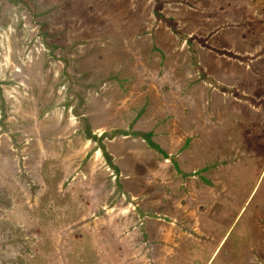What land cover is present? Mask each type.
<instances>
[{"label": "rangeland", "instance_id": "rangeland-1", "mask_svg": "<svg viewBox=\"0 0 264 264\" xmlns=\"http://www.w3.org/2000/svg\"><path fill=\"white\" fill-rule=\"evenodd\" d=\"M0 264H264V0H0Z\"/></svg>", "mask_w": 264, "mask_h": 264}, {"label": "trees", "instance_id": "trees-1", "mask_svg": "<svg viewBox=\"0 0 264 264\" xmlns=\"http://www.w3.org/2000/svg\"><path fill=\"white\" fill-rule=\"evenodd\" d=\"M101 149H102L103 151L107 152V150H106L105 147H102ZM108 156H110V155L108 154Z\"/></svg>", "mask_w": 264, "mask_h": 264}, {"label": "bare ground", "instance_id": "bare-ground-1", "mask_svg": "<svg viewBox=\"0 0 264 264\" xmlns=\"http://www.w3.org/2000/svg\"><path fill=\"white\" fill-rule=\"evenodd\" d=\"M100 154H101V152L98 153V155H100Z\"/></svg>", "mask_w": 264, "mask_h": 264}]
</instances>
